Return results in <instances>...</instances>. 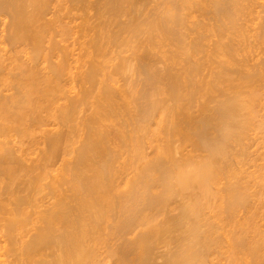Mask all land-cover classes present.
Instances as JSON below:
<instances>
[{"label":"bare ground","instance_id":"obj_1","mask_svg":"<svg viewBox=\"0 0 264 264\" xmlns=\"http://www.w3.org/2000/svg\"><path fill=\"white\" fill-rule=\"evenodd\" d=\"M245 1L0 0V264H264Z\"/></svg>","mask_w":264,"mask_h":264},{"label":"rangeland","instance_id":"obj_2","mask_svg":"<svg viewBox=\"0 0 264 264\" xmlns=\"http://www.w3.org/2000/svg\"><path fill=\"white\" fill-rule=\"evenodd\" d=\"M93 1V0H92ZM246 2V4H247V2L248 1H245ZM244 2V3H245ZM250 2V3H249ZM249 2H248V4L246 5V6H250L248 9L251 11V12H249V10H247L250 14H247V15H249L251 18H252V20L253 21H251V19L249 18V16H246V19L244 20L245 22H243V24L245 23L249 28H250V30L248 29L247 31H248V33H247V31H246V33H247V35L249 34V33H251V34H249L248 36H247V38H245L244 37V35H243V37L245 38V39H249V40H247V45H248V47L246 48H244L245 50H243V53H245L246 55H247V59H245V56L246 55H244V54H242V55H240V51L239 52H237V53H239V54H237V56L238 55H240L238 58L239 59H241V56H244V57H242V58H244L245 59V61H246V63H247V61H248V63L246 64L247 66H248V68H253V66H258L259 64L258 63H262V62H264V32L263 33H260V31H261V25H262V23L264 22V0H249ZM251 8V9H250ZM90 13L88 14V16L89 15H92V10H90L89 11ZM94 12V11H93ZM252 13V14H251ZM253 15V16H252ZM196 17H197V15H196ZM194 18L195 19V21H198L199 22V18ZM199 17V16H198ZM197 19V20H196ZM202 18L200 17V20H201ZM250 20L252 23H250V21H249V25H248V20ZM247 20V21H246ZM263 21V22H262ZM204 22H205V20H204ZM241 22V23H242ZM260 22H262V23H260ZM264 24V23H263ZM246 25H242L243 27H245ZM258 25H260L259 27L260 28H258ZM264 26V25H263ZM247 27V28H248ZM246 28V27H245ZM245 28H243L244 29V31L247 29H245ZM256 28V29H255ZM260 29V30H259ZM254 30V31H253ZM256 30V31H255ZM244 31H243V33H244ZM250 31V32H249ZM259 31V32H258ZM255 32V33H254ZM233 33V32H232ZM231 33V34H232ZM246 33H244L245 35H246ZM257 33V34H256ZM258 33H259V35L260 34H262L261 36H255V35H258ZM231 34H229V35H231ZM234 34V33H233ZM252 34H254V39H253V35ZM252 35V36H251ZM237 38L239 37V36H237V35H235ZM234 36V37H235ZM192 37V40L193 39H195V37L194 36H191ZM190 37V38H191ZM226 37H228V36H226ZM231 37V36H230ZM232 37H233V35H232ZM234 37L233 38H230V39H234ZM243 37H239V41L240 40H244V38ZM249 37H251V38H249ZM260 37V38H259ZM229 38V37H228ZM237 38H235V39H237ZM241 38V39H240ZM256 38V39H255ZM225 39V38H224ZM216 40H217V37H215V36H213V35H209L208 34V40L206 41L207 43L205 44V48H206V51L207 50H209V51H211V49H213V44H215V42H216ZM225 41V40H224ZM238 41V39H237V42H239ZM245 41V40H244ZM249 41V42H248ZM236 42V40H234V43ZM241 42V43H240ZM239 43H240V45L239 46H243L244 47V44H242L243 42L242 41H240ZM242 44V45H241ZM242 47V48H243ZM252 47V48H251ZM170 48H172V47H170ZM238 49H239V47H237ZM242 48H240V49H242ZM257 48V49H256ZM259 48V49H258ZM263 48V49H262ZM169 49V48H168ZM169 50H172V49H169ZM248 50V51H247ZM249 55V56H248ZM198 57H200L199 58V61L200 60H203V54H200V56H199V54L197 55ZM195 57V59L197 60L198 59V57ZM202 56V57H201ZM236 57V56H235ZM255 57V58H254ZM237 58V57H236ZM238 59V60H239ZM261 60H263V61H261ZM164 61V60H163ZM163 61H162V63H161V61L159 62V64L160 65H158L159 66V68H161V69H163V67L165 66V62L163 63ZM258 65H257V64ZM163 64H164V66H163ZM250 66V67H249ZM176 68H180V67H176ZM264 82V81H263ZM263 82L262 83H260V82H258V83H256V88L258 89L257 91H256V95L259 97V98H257V96H256V104H254L253 103V105H255V106H252V108H254V111H251V114H253V115H255L254 117L255 118H253V123H251V125H253L254 124V126H251V128L249 129V134H248V136H246L245 135V137H247L246 138V141H244V143L246 144H243V146H244V149H246V150H244V152H245V159L243 158V155H242V158H241V156L239 157V158H241L240 160L241 161H239V163H241V164H239V165H242V166H239L240 168H239V171L241 172V174H239L238 173V176H244V175H248V174H253L252 175V178H253V176H254V178H255V176L258 178V177H260V175H262V177H263V175H264V127L262 128V129H260V127H259V125L261 126V123H263V125H264V84H263ZM261 84H263V85H261ZM261 86V87H260ZM260 87V88H259ZM259 91V92H258ZM261 99V100H260ZM212 105V104H211ZM253 110V109H252ZM253 112V113H252ZM261 122V123H260ZM258 125V126H257ZM250 127V126H249ZM258 127H259V129H258ZM256 134V135H255ZM244 137V138H245ZM249 139V140H248ZM248 146V147H247ZM251 146V147H250ZM246 147V148H245ZM246 154H247V156H246ZM263 158V159H262ZM239 160V159H238ZM243 163V164H242ZM248 168V169H247ZM244 170V171H243ZM260 171V172H259ZM246 173V174H245ZM256 173V174H255ZM262 173V174H261ZM255 174V175H254ZM259 175V176H258ZM250 177H251V175H250ZM253 178V179H254ZM257 179L255 178L254 179V182L256 181ZM258 180H259V178H258ZM256 181V182H259V181ZM263 199L264 198H262V201H263ZM262 201H260L259 203H261ZM257 204V205H260V204ZM264 204V201H263V203H261V205H263ZM257 205H256V207H257ZM260 205V206H261ZM264 206V205H263ZM262 206V207H263ZM259 207V206H258ZM262 207H260L261 209L258 211V209H257V215L259 214V212H260V214L258 215V217H257V219L258 220H260L262 223H263V221H264V208H262ZM261 212H263V213H261ZM225 215V214H224ZM223 215V217L222 218H224L225 216ZM239 215H241V213H239ZM263 215V216H262ZM263 217V218H262ZM236 218H238L237 220H240V218H239V216H237ZM235 218V219H236ZM261 218H262V220H261ZM256 219V218H255ZM257 219L255 220V221H257ZM223 220L224 219H222V222H223ZM237 220H235V221H237ZM261 222H256V224L258 225V227H259V225H260V227H263L264 228V223L263 224H260ZM259 223V224H258ZM221 224H223L222 226H223V232H220L221 234L223 233L224 235H223V239L224 240H222V239H220L221 240V243L223 244V247H222V244H221V246H220V248H222L221 250H220V248H217L216 249V251H215V253H214V255L215 254H217L216 256H213V258L215 257H217V259H216V262H218L219 264H224V262H225V264L227 263L228 264V262L230 261L229 259H231L232 258V256L228 259L227 257H228V253H229V251H230V253L232 254L233 253V251H231V250H229L228 251V246L226 245L227 244V241H226V239H225V235L227 236L228 234H230L231 235V233H230V231H232L233 230V225H232V223L229 221V220H225L224 221V223H221ZM232 225V226H231ZM256 225V226H257ZM225 226V227H224ZM262 228V229H263ZM261 229V228H260ZM221 230V231H222ZM227 237H229V236H227ZM229 239V238H228ZM224 243H223V242ZM226 243V244H225ZM220 245V244H219ZM219 245H218V247H219ZM225 245V246H224ZM230 249V248H229ZM215 250V249H214ZM226 250V251H225ZM228 251V252H227ZM217 252V253H216ZM221 252H223V253H221ZM225 253H226V255H225ZM219 254H221L220 256H219ZM228 254V255H227ZM233 255V254H232ZM236 255V254H235ZM264 255V254H263ZM227 256V257H226ZM234 256V255H233ZM219 257H221V258H219ZM225 258V259H224ZM234 258V257H233ZM232 258V259H233ZM229 261H228V260ZM232 259H231V261H232ZM219 260V261H218ZM247 260V258L246 259H244L243 260V262L244 261H246ZM214 261H215V259H214ZM223 261V262H222ZM245 263H247V262H245Z\"/></svg>","mask_w":264,"mask_h":264}]
</instances>
